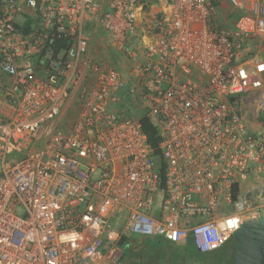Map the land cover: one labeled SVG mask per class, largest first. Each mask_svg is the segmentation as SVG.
<instances>
[{
    "label": "built area",
    "instance_id": "1",
    "mask_svg": "<svg viewBox=\"0 0 264 264\" xmlns=\"http://www.w3.org/2000/svg\"><path fill=\"white\" fill-rule=\"evenodd\" d=\"M154 1L140 46L141 0H0V264H116L131 235L211 253L264 215V0H225L222 30L219 0ZM90 23L127 73L91 54Z\"/></svg>",
    "mask_w": 264,
    "mask_h": 264
},
{
    "label": "crops",
    "instance_id": "2",
    "mask_svg": "<svg viewBox=\"0 0 264 264\" xmlns=\"http://www.w3.org/2000/svg\"><path fill=\"white\" fill-rule=\"evenodd\" d=\"M141 2L144 4V9L142 13L137 15L136 38L140 40V46H144L146 44H151L159 34L162 18L168 14V6L164 2L154 0H141ZM216 10L217 12L213 19V27L220 30L230 28L239 14L225 0L217 1ZM142 16L145 19L148 17H155L156 22L153 24L152 30L148 33L144 30L145 26L142 22ZM85 35L90 43L91 54L95 53V55L104 60H109L110 58L109 62L112 67L124 73L128 72V64L122 57L116 56L111 52L108 45L105 44V35L96 25L93 23L87 24ZM248 49L251 52H255V50L258 49L260 51V57L264 60V39H260L257 43L249 45ZM23 63L28 64L29 61ZM11 80L10 77L0 73V97L2 96L4 87L10 83ZM126 100L127 99L123 97H119L118 104L120 105V103ZM118 104L110 105V110L117 112ZM76 106L77 103L75 100L69 103V107L65 109V113L67 114L62 121H65L76 113ZM0 108L2 109V107ZM8 111L7 109V112ZM120 112L124 111L120 108L118 113ZM127 238L128 239L125 240L123 244H119L118 242L120 257L116 264H209L212 263L213 260V257L209 253H199L190 243L176 245L161 238H145L137 235H131ZM228 242H226L225 245H227Z\"/></svg>",
    "mask_w": 264,
    "mask_h": 264
},
{
    "label": "water",
    "instance_id": "3",
    "mask_svg": "<svg viewBox=\"0 0 264 264\" xmlns=\"http://www.w3.org/2000/svg\"><path fill=\"white\" fill-rule=\"evenodd\" d=\"M232 238L234 264H264V215L245 221Z\"/></svg>",
    "mask_w": 264,
    "mask_h": 264
},
{
    "label": "trees",
    "instance_id": "4",
    "mask_svg": "<svg viewBox=\"0 0 264 264\" xmlns=\"http://www.w3.org/2000/svg\"><path fill=\"white\" fill-rule=\"evenodd\" d=\"M67 46H68L67 43L64 42L62 43L60 48H65ZM120 108L122 111L129 108L127 100L120 103ZM138 118H139L138 121L140 123L141 130L143 134L146 136L150 148L153 150L152 156L157 161V163L160 164L161 170L159 171V173H160V178H162L163 164L160 161V156H161V151L159 150L160 139L157 135V131L154 125L152 124V122L149 120V118L145 116V113L140 112ZM257 120L264 127V109L259 111ZM127 239L128 238H122L119 241V244H123V242H125V240ZM228 241H227L229 244L228 246L224 245L220 249L210 253L211 256L213 257V260L212 263L209 264H234V252H235L236 243L233 240L232 236L228 239Z\"/></svg>",
    "mask_w": 264,
    "mask_h": 264
},
{
    "label": "rangeland",
    "instance_id": "5",
    "mask_svg": "<svg viewBox=\"0 0 264 264\" xmlns=\"http://www.w3.org/2000/svg\"><path fill=\"white\" fill-rule=\"evenodd\" d=\"M99 46H101V45H99ZM104 46V45H103ZM120 110V105L118 104V106H117V112ZM249 116V115H248ZM229 244H227V246H228ZM210 254V253H209ZM211 255V254H210Z\"/></svg>",
    "mask_w": 264,
    "mask_h": 264
}]
</instances>
